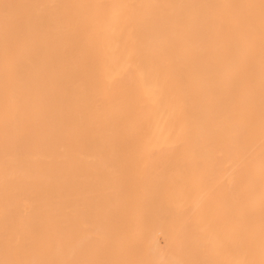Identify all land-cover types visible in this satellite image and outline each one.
<instances>
[{"label": "snow or ice", "instance_id": "6c2138e0", "mask_svg": "<svg viewBox=\"0 0 264 264\" xmlns=\"http://www.w3.org/2000/svg\"><path fill=\"white\" fill-rule=\"evenodd\" d=\"M148 25L150 50L140 39ZM123 36L118 57L128 68L150 61L156 88L178 107L183 123L168 156L153 163L140 122L124 112L101 113L94 90L107 94L103 70L108 30ZM44 48L52 70L33 71ZM59 69H63L61 73ZM100 74L102 79L97 78ZM79 81L81 103L61 112L54 97ZM105 104L117 102L106 95ZM198 103L220 153L235 159L227 184L207 182L212 158L194 149L189 107ZM107 131L101 133V128ZM0 131L6 159L5 222L0 264H264V0L240 3H18L0 0ZM111 176L94 198L68 201L62 214L37 222L8 208L13 156L28 175V149L61 156L68 143L96 140ZM257 146L259 151L257 152ZM195 185L206 201L195 207L177 193ZM153 213L179 216L169 226L172 255L150 258ZM203 254L206 259L193 258ZM223 257V258H216Z\"/></svg>", "mask_w": 264, "mask_h": 264}, {"label": "bare ground", "instance_id": "6f19581e", "mask_svg": "<svg viewBox=\"0 0 264 264\" xmlns=\"http://www.w3.org/2000/svg\"><path fill=\"white\" fill-rule=\"evenodd\" d=\"M18 3H240L259 0H10ZM140 39L145 46V53L150 50L152 41L151 30L145 25L140 31ZM123 36L116 30H108V35L102 41L106 58L103 63L104 73L113 78L112 87L106 94L102 86L94 90L96 104L99 111L124 112L130 114L140 122V134L146 141L147 148L155 150L153 163L160 165L168 156V145L179 131L183 117L178 107L166 94L159 90L155 93L148 90L146 83L156 88V80L150 69V61L146 56L140 57L134 67L128 68L119 57L118 46H122ZM52 70V65L47 55V50L41 48L33 57V71L37 76H46ZM64 73L63 69H59ZM98 79H102L97 74ZM61 82L67 86V96L54 97L49 117L55 125L62 110L67 111L69 106L75 107L81 103L79 96V81L67 79L66 74L61 76ZM115 95L117 102L111 106L105 104L106 95ZM189 121L193 134L197 137L194 149L212 158L210 169L205 180L209 183L223 179L227 184L228 178L235 166V159L228 152L220 153L219 145L207 130V120L201 106L192 102L189 107ZM101 133L107 131L100 129ZM96 140L78 139L68 143L61 156L54 155L48 149H28L30 156L35 158V163L28 175L17 164L13 156L7 160V174L13 179L9 188L8 208L12 214L25 213L27 218L37 222L46 220L52 214H62L64 205L68 201L94 198L103 191V181L111 176L110 170L104 166L103 159L97 151ZM259 148L257 146V152ZM6 159L4 152L3 134L0 131V233L5 222V191L4 178L6 174ZM177 198L186 200L195 207L204 204L206 196L203 189L192 185L182 192ZM179 216H162L153 213L152 233L145 240V244L154 242L150 258H170L172 255L171 240L166 235L171 224L179 223ZM193 258H210L203 254H193ZM223 258V257H216Z\"/></svg>", "mask_w": 264, "mask_h": 264}]
</instances>
